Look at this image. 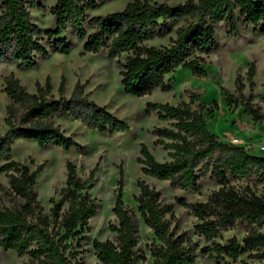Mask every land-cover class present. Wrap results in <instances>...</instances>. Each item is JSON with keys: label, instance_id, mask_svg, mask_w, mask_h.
Here are the masks:
<instances>
[{"label": "trees", "instance_id": "obj_1", "mask_svg": "<svg viewBox=\"0 0 264 264\" xmlns=\"http://www.w3.org/2000/svg\"><path fill=\"white\" fill-rule=\"evenodd\" d=\"M99 2L57 0L51 8L57 27L43 32L32 20L30 10L44 8L41 0H0V61L29 70L37 67L38 55L69 53L70 41L61 33L71 27L84 40V51L107 49L110 58L131 52L121 63L122 83L127 93L141 96L152 93L158 87L164 91L172 90L173 86L166 81V76L179 68H187L194 75L207 76L204 65L206 56L212 52L217 41L216 27L228 20L229 33L238 34L237 10L246 23L260 26V32L264 34V0H185L178 5L134 0L122 10L92 16L88 23L94 30L88 32L85 25L88 11L96 9ZM174 24H179L176 36L168 45L157 47L146 43L169 35ZM45 39L48 46L44 44ZM256 72L253 63L248 73L253 77ZM5 82L4 91L10 102L5 117L8 130L5 133L0 130V172L6 173L12 193L22 201L15 208H0V246L20 254L27 253L41 264H71L68 252L72 240L79 236L98 206L97 199L85 192L89 179L78 175L76 165L68 161L67 184L62 188L61 199L51 210L58 218L66 200L69 201V208L53 225L43 214L35 189L43 164L32 170L29 165L14 159V139L20 135L40 146L52 143L66 150L81 147L55 122V118L69 114L99 131H126L130 126L107 107L90 99L85 93L84 83L77 82L70 97H66L63 95V78L59 88L61 97L56 98L52 93L50 76L45 84L36 82L35 93L28 91L14 72L6 76ZM235 82L239 95L223 87L227 104H240L246 115L256 121L264 120V111L255 105L252 95L246 96L242 92L241 77L238 76ZM200 96L195 94L193 99ZM217 104V101L199 102L193 108L190 102L148 101L147 110H155L160 119L171 121V126L157 127L154 133L157 142L170 149L172 158L160 161L148 145L142 143L137 160L142 163L144 173L168 179L171 186L186 190L197 189L200 177L210 173L211 178L220 184L218 189L205 201H182L199 219L195 229L207 242L202 251L219 262L226 257L236 261L245 252H250L254 258H264V230L256 229V226L264 225V195L251 189L240 191L231 183L237 178L253 177L264 183V155L254 154L235 143L223 142L210 130L205 115L212 113ZM122 185L121 176L113 207L119 222L111 225L116 232L115 241L94 240L96 255L104 264H133L139 257L136 222L134 215L125 207ZM139 185L138 207L141 215L163 241L162 245L153 249L155 264L195 262L199 244L190 243L185 235L175 236L169 231L165 216L172 211V204L164 203L161 192L144 180ZM239 227L247 231L242 242L235 235L226 243L219 240L223 232ZM241 264L250 262L243 259Z\"/></svg>", "mask_w": 264, "mask_h": 264}, {"label": "rangeland", "instance_id": "obj_2", "mask_svg": "<svg viewBox=\"0 0 264 264\" xmlns=\"http://www.w3.org/2000/svg\"><path fill=\"white\" fill-rule=\"evenodd\" d=\"M133 1L100 0L96 9L88 11L85 22L88 32L94 30L88 23V19L92 16L122 10ZM151 1L178 5L185 0ZM41 2L45 5L44 8L30 10L32 20L44 32L48 28L57 27L56 17L51 12L57 0H41ZM236 13L240 25L238 34L229 33L228 20L222 21L216 27L217 41L212 52L206 56L204 65L207 76L194 75L187 68H179L166 76V81L173 86L170 91H164L158 87L152 93L141 96L127 93L122 83L121 63L125 62L128 55L132 53L125 52L110 58L107 49L99 52L84 51V40H81L71 27L61 33L70 41L69 53L51 52L46 56L38 55L37 67L29 70H22L13 63L0 61V130L2 133L8 130L5 117L10 97L4 91V87L5 78L11 72H14L32 93L37 91V81L45 84L47 77L50 76L52 93L56 98L61 97L59 88L63 78H65L63 95L66 97H70L77 82L84 83L85 93L89 94L90 99L107 107L117 117L127 121L130 126L126 131L112 133L99 131L69 114L55 118V122L60 125L66 135L72 136L81 144V147L74 146L66 150L52 143L40 146L34 140L20 135L14 139L12 145L14 159L29 165L32 170L43 164V169L37 176L35 189L42 212L48 216L53 225L69 208V201L66 200L61 206L58 218L51 210L61 199L62 188L67 184L68 161L76 165L78 175L83 179H89L85 192L97 199L98 206L79 236L72 240V247L68 252L71 264H104L96 255L94 240L115 241L116 239V232L111 229V225L119 222L113 207L121 176L125 207L134 215L137 228L136 250L139 257L133 264H155L153 249L163 244L154 230L145 223L139 210L141 180L159 190L164 203L172 204V211L165 216L170 233L175 236L185 235L190 243L199 244L196 247L198 253L196 261L188 264H241L243 259L248 260L250 264H264V258L251 257L250 252L243 253L236 261L226 257L219 262L208 252L202 251L207 242L195 229L199 219L192 213L190 206L182 201L194 203L207 200L209 195L220 186L217 180L211 178L210 173L200 177L197 189L186 190L171 186L168 179H159L144 173L142 163L137 160L142 143L148 145L158 160L166 161L172 158L170 149L158 143L157 135L154 133L157 127L171 126V121L160 119L155 110H147L148 101L172 104L190 102L193 108L199 102L217 101L215 110L205 115L210 130L223 142L231 143L232 138H240L241 141L237 145L244 146L254 154L264 155V150H261L264 145V120L256 121L246 115L240 104L228 105L223 94V87L237 95L240 94L235 82L240 76L243 83L242 92L246 96L252 95L255 105L264 111V34L260 32V26L246 23L240 16L239 10ZM178 25H173L169 35L146 43L157 47L168 45L176 36ZM44 44L48 46L47 39L44 40ZM253 63L256 65L257 72L250 77L248 70ZM195 94H201V96L194 100ZM231 183L240 191L251 189L257 194L264 195V183L259 182L255 177L237 178ZM21 201L19 196L12 193L6 173L0 172V208L18 207ZM256 229L263 231L264 225H258ZM246 233L247 231L242 227L231 229L223 232L219 240L226 243L235 235L242 242ZM26 262L41 264L37 259L32 260L27 253L20 254L0 246V264Z\"/></svg>", "mask_w": 264, "mask_h": 264}, {"label": "built area", "instance_id": "obj_3", "mask_svg": "<svg viewBox=\"0 0 264 264\" xmlns=\"http://www.w3.org/2000/svg\"><path fill=\"white\" fill-rule=\"evenodd\" d=\"M240 141H241V139H239V138H232L231 139V143H235V144H238Z\"/></svg>", "mask_w": 264, "mask_h": 264}, {"label": "bare ground", "instance_id": "obj_4", "mask_svg": "<svg viewBox=\"0 0 264 264\" xmlns=\"http://www.w3.org/2000/svg\"><path fill=\"white\" fill-rule=\"evenodd\" d=\"M261 149H264V145L261 147Z\"/></svg>", "mask_w": 264, "mask_h": 264}, {"label": "crops", "instance_id": "obj_5", "mask_svg": "<svg viewBox=\"0 0 264 264\" xmlns=\"http://www.w3.org/2000/svg\"><path fill=\"white\" fill-rule=\"evenodd\" d=\"M240 139V138H239ZM261 150H264V149H261Z\"/></svg>", "mask_w": 264, "mask_h": 264}]
</instances>
